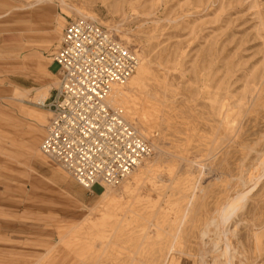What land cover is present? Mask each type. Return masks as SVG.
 Wrapping results in <instances>:
<instances>
[{"label":"rangeland","instance_id":"obj_1","mask_svg":"<svg viewBox=\"0 0 264 264\" xmlns=\"http://www.w3.org/2000/svg\"><path fill=\"white\" fill-rule=\"evenodd\" d=\"M39 9L58 45L85 19L137 56L143 74L111 106L152 154L94 187L111 204L73 198L40 151L51 113L28 99L35 125L0 140V264H264V0H0Z\"/></svg>","mask_w":264,"mask_h":264},{"label":"built area","instance_id":"obj_2","mask_svg":"<svg viewBox=\"0 0 264 264\" xmlns=\"http://www.w3.org/2000/svg\"><path fill=\"white\" fill-rule=\"evenodd\" d=\"M61 77L41 153L82 188H115L152 154L138 130L109 103L115 86L125 85L139 66L137 56L107 29L72 20L53 56Z\"/></svg>","mask_w":264,"mask_h":264},{"label":"crops","instance_id":"obj_3","mask_svg":"<svg viewBox=\"0 0 264 264\" xmlns=\"http://www.w3.org/2000/svg\"><path fill=\"white\" fill-rule=\"evenodd\" d=\"M50 15L46 10L40 9L33 13L20 12L11 15L0 12V140L4 137L14 139L16 132H22L25 136L30 129L29 124L35 125V122L31 118L32 112L22 105L26 107L25 103L31 97H38L41 99L39 102H50L58 89L61 73L59 66L56 71L52 70L54 65H58L53 61V56L61 47L68 24L58 45L55 31L57 25L46 23ZM31 44L44 49L38 56V52H35L37 59L31 57ZM16 101L18 105L15 104ZM22 121L29 123L27 127ZM19 124H23L25 130L19 131L16 128ZM47 127L48 125L40 146L45 140ZM77 184L69 183L65 191L86 203L87 193ZM101 192L102 190L95 192L93 188L88 194L94 198L101 195Z\"/></svg>","mask_w":264,"mask_h":264},{"label":"bare ground","instance_id":"obj_4","mask_svg":"<svg viewBox=\"0 0 264 264\" xmlns=\"http://www.w3.org/2000/svg\"><path fill=\"white\" fill-rule=\"evenodd\" d=\"M143 70H144L143 66H141L140 68H138V70H137L138 72H136L138 74V77L143 74ZM125 93H126L125 92V88H123L122 86H116L113 89V91H112V93H111V95L109 97V103H110V105H112V103H115V104H118V105H122L124 103V101H125V98H124L125 95H126ZM40 103H42V102H40ZM136 177H138V176H136ZM105 195H106V192H103L101 194V196H103V197H105V199H107L108 202H106V203L111 204L112 200H110V199L108 200V198H107L108 195H106V196Z\"/></svg>","mask_w":264,"mask_h":264}]
</instances>
